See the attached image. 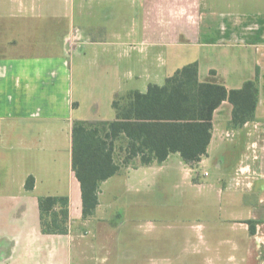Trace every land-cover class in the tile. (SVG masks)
Listing matches in <instances>:
<instances>
[{"label":"crops","instance_id":"1","mask_svg":"<svg viewBox=\"0 0 264 264\" xmlns=\"http://www.w3.org/2000/svg\"><path fill=\"white\" fill-rule=\"evenodd\" d=\"M216 3L221 10L211 12L207 0L0 1L8 35L0 47V264L83 261L90 249L81 230L92 233L101 220L111 230L124 225L117 212L122 189L104 186L122 176L124 185L151 195L177 175L191 187L213 188L225 202L231 223L242 227L233 240L240 264H264V0ZM194 62L201 83L227 90L241 89L259 71L255 119L232 127L233 106L223 102L198 163L172 154L143 166L137 158L101 185L95 215L84 219L72 167L75 123L115 120L116 98L163 86ZM107 193L114 197L103 207ZM47 196L69 198L67 235L42 233L39 198ZM248 222L256 224L254 234Z\"/></svg>","mask_w":264,"mask_h":264},{"label":"trees","instance_id":"2","mask_svg":"<svg viewBox=\"0 0 264 264\" xmlns=\"http://www.w3.org/2000/svg\"><path fill=\"white\" fill-rule=\"evenodd\" d=\"M259 99V71L241 89L227 90L201 83L198 63L188 64L167 78L163 86L150 85L146 93L130 91L116 98L113 121L76 122L73 128V171L82 190L83 218L94 217L101 185L134 168L164 163L179 154L193 166L207 154L212 140L213 117L228 101L233 106L231 126L241 128L255 119ZM34 188V179L26 182ZM40 225L44 235H67L70 223L68 197L39 198ZM254 234L256 224L248 222Z\"/></svg>","mask_w":264,"mask_h":264},{"label":"rangeland","instance_id":"3","mask_svg":"<svg viewBox=\"0 0 264 264\" xmlns=\"http://www.w3.org/2000/svg\"><path fill=\"white\" fill-rule=\"evenodd\" d=\"M216 1L207 0L211 12L221 10ZM0 29L4 30L0 32L3 48L8 35L5 27ZM125 181L117 176L104 186L122 189L117 212L124 225L111 230L108 221L101 220L95 222L92 233L81 230L90 250L74 264H240L233 240L242 227L231 223L225 202L221 205L213 188L191 187L177 175L164 189L159 182L146 195L143 186L124 185ZM113 197L111 193L102 196L103 207Z\"/></svg>","mask_w":264,"mask_h":264}]
</instances>
